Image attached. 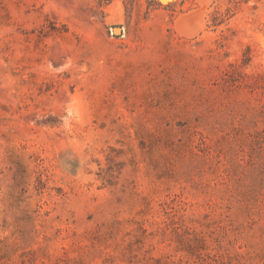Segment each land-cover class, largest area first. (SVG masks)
Returning a JSON list of instances; mask_svg holds the SVG:
<instances>
[{"label": "rangeland", "instance_id": "374dc122", "mask_svg": "<svg viewBox=\"0 0 264 264\" xmlns=\"http://www.w3.org/2000/svg\"><path fill=\"white\" fill-rule=\"evenodd\" d=\"M0 264H264V0H0Z\"/></svg>", "mask_w": 264, "mask_h": 264}, {"label": "water", "instance_id": "95a60500", "mask_svg": "<svg viewBox=\"0 0 264 264\" xmlns=\"http://www.w3.org/2000/svg\"><path fill=\"white\" fill-rule=\"evenodd\" d=\"M120 29H121L120 27H115V28H114V32H115V33H122V32H120Z\"/></svg>", "mask_w": 264, "mask_h": 264}, {"label": "bare ground", "instance_id": "6f19581e", "mask_svg": "<svg viewBox=\"0 0 264 264\" xmlns=\"http://www.w3.org/2000/svg\"><path fill=\"white\" fill-rule=\"evenodd\" d=\"M189 17H190V15H188ZM200 22V21H199ZM202 27H203V25H202Z\"/></svg>", "mask_w": 264, "mask_h": 264}]
</instances>
